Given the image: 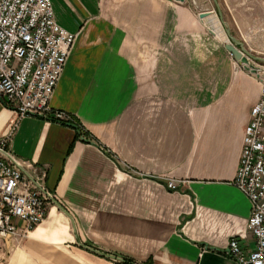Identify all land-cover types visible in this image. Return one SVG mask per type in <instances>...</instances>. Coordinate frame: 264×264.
Wrapping results in <instances>:
<instances>
[{"label":"crops","instance_id":"crops-1","mask_svg":"<svg viewBox=\"0 0 264 264\" xmlns=\"http://www.w3.org/2000/svg\"><path fill=\"white\" fill-rule=\"evenodd\" d=\"M50 2L76 36L50 108L82 133L0 99V139L56 200L19 246L74 264H234L232 238L254 246L233 181L258 78L188 0Z\"/></svg>","mask_w":264,"mask_h":264},{"label":"built area","instance_id":"built-area-1","mask_svg":"<svg viewBox=\"0 0 264 264\" xmlns=\"http://www.w3.org/2000/svg\"><path fill=\"white\" fill-rule=\"evenodd\" d=\"M75 38L56 22L50 0H0V99L18 119L36 116L75 124L67 113L50 108ZM257 78L260 99L245 127L233 181L251 205L247 231L254 246L247 250L240 244L244 237L232 238L227 253L234 264H264V71ZM8 139H0V239L20 243L56 200L34 169L29 172L7 151ZM166 187L177 189L173 181Z\"/></svg>","mask_w":264,"mask_h":264},{"label":"rangeland","instance_id":"rangeland-1","mask_svg":"<svg viewBox=\"0 0 264 264\" xmlns=\"http://www.w3.org/2000/svg\"><path fill=\"white\" fill-rule=\"evenodd\" d=\"M189 4L199 16L213 15L218 19V26H211L202 19V22L211 30H223V37L216 36L223 43H227L225 26L229 34L240 41L244 47L251 50V55L264 59V2L261 0H188ZM242 4V5H241ZM244 8L243 11L240 9ZM244 14V15H243ZM255 19V20H254ZM253 20L256 24H253ZM242 24L238 25L239 22ZM224 23V24H222ZM256 65L258 64L255 63ZM255 77V76H254ZM259 81V80H258ZM24 241V240H23ZM14 242V241H13ZM20 243L4 242L0 239V264H74L73 260L63 256L61 252H54V259L45 258L44 250H31L24 252Z\"/></svg>","mask_w":264,"mask_h":264},{"label":"water","instance_id":"water-1","mask_svg":"<svg viewBox=\"0 0 264 264\" xmlns=\"http://www.w3.org/2000/svg\"><path fill=\"white\" fill-rule=\"evenodd\" d=\"M173 1L183 2L184 0H173ZM225 32H226V37L228 40V42L225 44V49L227 50V52L230 53L233 60L237 63L239 67H241L247 73L252 74L255 77H258L259 73L263 72L264 70H262V68L257 66L255 63H258V64L260 63L264 65V59L257 58L247 53L243 48V44L240 41L234 39L229 34V30L226 26H225Z\"/></svg>","mask_w":264,"mask_h":264},{"label":"bare ground","instance_id":"bare-ground-1","mask_svg":"<svg viewBox=\"0 0 264 264\" xmlns=\"http://www.w3.org/2000/svg\"><path fill=\"white\" fill-rule=\"evenodd\" d=\"M207 18V23L211 26H218L219 21L217 18H215L213 15H207V17L202 16V19H206ZM215 36H219V37H223V30L221 27H218L217 31H212Z\"/></svg>","mask_w":264,"mask_h":264},{"label":"trees","instance_id":"trees-1","mask_svg":"<svg viewBox=\"0 0 264 264\" xmlns=\"http://www.w3.org/2000/svg\"><path fill=\"white\" fill-rule=\"evenodd\" d=\"M61 124L74 127L77 131V136L80 137L82 132L80 131L79 127L76 124L68 123V122H61ZM122 264H132V263L129 260H123Z\"/></svg>","mask_w":264,"mask_h":264}]
</instances>
